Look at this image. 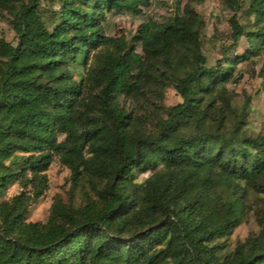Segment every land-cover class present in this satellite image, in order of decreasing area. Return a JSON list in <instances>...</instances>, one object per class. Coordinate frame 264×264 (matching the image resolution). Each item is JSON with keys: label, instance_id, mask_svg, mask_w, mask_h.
<instances>
[{"label": "trees", "instance_id": "1", "mask_svg": "<svg viewBox=\"0 0 264 264\" xmlns=\"http://www.w3.org/2000/svg\"><path fill=\"white\" fill-rule=\"evenodd\" d=\"M60 1L49 27L40 0H0L15 9L17 37L14 45L0 40V264H264V223L230 263L210 245L233 231L243 208L239 197L219 199L215 185L263 176L264 135L218 131L230 107L232 68L221 69L219 59L206 66L201 19L187 10L146 22L134 36L139 54L102 28L106 13L130 0ZM225 1L233 11L232 44L241 35L248 42L241 58L259 53L264 0L249 1L257 27L248 31L236 18L240 0ZM179 45L191 52L174 79L182 101L156 122L153 135L135 126L118 96L138 91L145 58L168 57ZM77 64L86 69L80 79ZM55 158L70 170L73 186L83 174L105 180L96 191L101 204L77 213L56 203L46 222H28L27 207ZM15 182L30 190L3 199Z\"/></svg>", "mask_w": 264, "mask_h": 264}, {"label": "rangeland", "instance_id": "2", "mask_svg": "<svg viewBox=\"0 0 264 264\" xmlns=\"http://www.w3.org/2000/svg\"><path fill=\"white\" fill-rule=\"evenodd\" d=\"M249 1L240 0L241 8L236 13L237 21L245 31L257 27L253 14L247 8ZM40 2V14L51 27L61 1ZM187 10L202 21L198 31L200 50L206 66H215L219 59L221 69L232 68V76L226 83L230 107L225 109L227 118L221 119L218 131H223L226 136L264 135V49L241 58L248 49V42L241 35L237 37L236 45L232 44L233 11L227 7L225 0H130L106 13L102 28L106 35L124 37L130 46L143 54L140 42L134 38L138 30L150 20L159 23ZM14 11V8H3L0 5V40L13 45L17 42L12 24ZM186 58L190 61L191 52L180 45L168 57L153 55L145 58V70L138 91L130 96H118L120 106L129 113L137 128L155 135L156 122L166 117L170 106L182 101L175 89L174 79L186 70ZM85 70L82 64L75 65L74 77L83 78ZM236 75L240 76L235 78ZM220 103L218 100L217 104L221 106ZM218 114L220 117V112ZM159 168L136 173L135 180L141 183ZM70 176V170L55 158L46 171V182L39 196L29 203L24 219L28 222H46L56 203L77 213L84 210L87 203L101 204L96 191L104 187L105 180L83 174L78 185L73 186ZM22 190L29 191L30 187L24 188L21 182H15L7 188L3 199H9ZM215 193L221 200L234 196L243 202L239 224L230 234L220 236L210 243L219 245V259H226L230 263L238 245H247L249 239L261 233L264 223V174L254 183L244 180L231 181L228 185L217 183ZM128 233L125 230L124 235Z\"/></svg>", "mask_w": 264, "mask_h": 264}]
</instances>
